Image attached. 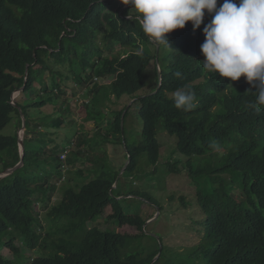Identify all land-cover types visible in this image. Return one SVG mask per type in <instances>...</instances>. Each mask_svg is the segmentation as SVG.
I'll list each match as a JSON object with an SVG mask.
<instances>
[{
	"label": "trees",
	"instance_id": "trees-1",
	"mask_svg": "<svg viewBox=\"0 0 264 264\" xmlns=\"http://www.w3.org/2000/svg\"><path fill=\"white\" fill-rule=\"evenodd\" d=\"M117 2L0 0V173L21 166L22 114L27 123L24 164L0 179V246H4L0 264H159L160 249L123 252L145 236V225L154 215L150 212L152 217L145 218L125 212L126 200L121 199L128 195H140L141 200L175 214L178 201L196 232H181L177 242L186 246L191 264H264V107L257 106V111L249 106L255 102V89L247 82L235 84L204 71L200 46L203 27L211 19L207 12L200 29L193 31L188 22L184 29L167 34L171 50L160 46L158 51L138 22L127 19L134 15L129 8L116 10ZM222 3L218 0L217 7ZM150 69L156 87L139 96ZM177 71L179 78L174 75ZM66 82L92 97L84 104V123L93 121L98 132L111 126L110 136L125 141L131 155L125 179L136 180L142 153L148 166L157 167L162 139L170 137L175 142L173 153L180 158L162 164L170 174L187 177L195 195L172 197L167 204L148 192H141L143 197L137 189L128 191L124 184L114 188L119 172H108L102 156L98 162V157L90 158L99 146L96 138L84 124L76 130L75 121L69 119L73 114ZM185 85L198 101L189 112L176 109L172 99V93ZM20 90L13 105V95ZM113 98L114 104L127 98V104L108 122L104 115L112 110L101 105ZM133 100L137 101L129 108L125 125L130 112L137 113L143 121V141L129 147L122 116ZM49 107L54 110L47 112ZM14 115L16 134L5 136ZM64 129L71 134L57 143ZM49 131L57 138L42 137ZM160 133L165 135L161 138ZM213 142L219 150L210 147ZM70 145L75 146L71 157L62 160ZM81 158L91 166H79ZM67 163L80 178L74 184L66 177L71 172V168L65 171ZM62 181L70 186L58 198ZM98 219L139 233L103 230ZM44 232L54 242L46 250L49 256L30 262L16 243L24 240L35 250L41 247ZM6 249L11 255L5 254Z\"/></svg>",
	"mask_w": 264,
	"mask_h": 264
},
{
	"label": "rangeland",
	"instance_id": "rangeland-1",
	"mask_svg": "<svg viewBox=\"0 0 264 264\" xmlns=\"http://www.w3.org/2000/svg\"><path fill=\"white\" fill-rule=\"evenodd\" d=\"M115 7L116 10L123 7H125V10H127L130 6L124 5L122 0H118ZM117 50H120L119 52L123 54L124 52H126L124 49L121 48H117ZM151 50H153V52L155 53L154 48H151ZM152 67H154V65ZM238 81H234L233 83L236 84ZM240 81L246 83L245 78H240ZM66 84H68V88H69L68 89L69 97L67 101L68 102L70 101L69 106H71V108L69 109L73 114L71 117H69V119L75 121L76 130L81 131L82 130L81 125L84 124L86 126L85 131L89 132L92 135V137L96 138V141L94 143L99 145L97 146V148H93L94 154L96 153V155L90 154V158L96 160L98 156H102L103 158L102 162H104V164L107 165L108 172H115V173L119 172V176H120L129 162V160L127 159L128 153H127V149H126L127 147L125 145V141L121 138V136H116V135L110 136L111 126H110V130L109 128H104L103 130L98 132L93 121L89 122L88 124H85L84 118L87 115V111L84 104L89 103L92 97L89 98L85 96L86 92H84L83 89H81L79 86H75L72 82H66ZM155 87H156V83L152 74V69H150L146 76V87L142 91H140L139 96H147L151 94L152 90ZM75 89L76 91H74ZM15 94H17V92ZM114 101L115 100L113 98L112 103L101 105L108 107L112 110V112L109 113L107 116L104 115V118H106L108 122H110L109 118L111 116H115L114 114L115 112L121 110L127 104V98H125L122 101L116 102V104H114ZM53 110H54L53 107H49L47 109V112H52ZM58 116L59 113L56 114V117ZM13 117L14 119L11 122V124L3 131V135L5 136H13L14 134H16L18 118L15 115ZM142 129H143V121L141 117L134 111H131L126 120V125L124 123V130L126 133V139L129 147L134 145L140 146V144L143 141ZM70 134L71 132L65 131L64 129L60 134V138L57 139L58 141L57 143H61L64 140V138ZM41 135L43 138L45 139L47 138L49 140L51 138H57L55 133L51 131L47 132V134L42 133ZM160 135L162 138L165 134L160 133ZM162 141L164 143V147L162 150V158L160 164L157 167L148 166L147 159L145 155L142 153L141 156L139 157L138 172L137 174H135L136 180L129 181L128 180L129 176H127L125 179L124 177L125 174L127 173V171H125L122 174V177L117 181L115 185L116 189H118L117 187L119 185L122 186V184H124L122 188L127 187L128 191L132 189H137L139 190L138 193L140 194L141 192L142 193L148 192L156 197H160V200L163 203H167V204L172 202V197H176V199L179 200L182 194H185L189 198L195 195L194 187L193 185L189 184L190 182L187 177L185 176L180 177L178 175L170 174L169 172H167L168 168L163 166L162 163L169 160H174L173 157L176 160L179 159L180 157L173 153V150L175 148V142L172 138L163 137ZM73 142L74 144H76L78 141L75 139ZM74 147H75L74 145L72 146L70 145L67 148L68 150H71V153L68 158L71 157V154L74 151L73 150ZM99 160L100 159L98 157L97 162ZM88 163L89 161L84 160L83 158H81V160H79L78 162L79 166H82L83 168L90 167L91 165H87ZM94 164L97 165L95 162ZM22 166L23 164H21L19 168ZM70 168H71L70 165L67 163L65 165V169L69 170ZM74 169L75 168H71V172L68 173L66 176L67 179L70 180L71 184H74L76 179H80L77 176V170ZM93 175L94 174H92L91 178H93ZM152 180H154V183L152 182ZM65 182L66 181H62V183H60L61 184L60 191L57 194L58 198H61L65 189L70 186V184L68 183L65 184ZM141 196H143V194H141ZM35 197H39V196H35ZM123 197L126 198L128 197V199H124V198L121 199V200H126L125 202H123V208L125 209V212L138 213L145 218H151L152 215L149 216L150 212L154 213L153 218L150 220L151 222L148 223L146 227L147 230H145V236H142L137 240H133V242H131V244H129L124 249L123 252L125 255L137 254L142 252L146 253L149 251L152 252L153 250L156 251L160 249L159 257L163 255V258L159 264H181L182 262H186L185 264H191L190 253L188 252L186 246L177 242L181 240V238L178 237L181 232L193 233L194 235H196L195 234L196 232L191 230L190 222L184 219L186 214L180 212V208L178 207V201H176V204L174 205L176 210V214H175L169 208H165V210H161V208L158 207L157 205L153 206L150 202L148 203L144 200H141L140 195H135V196L128 195ZM142 205L146 207V209L143 211L141 210ZM40 206L42 207V209L45 207L42 202H40ZM101 223L103 224L102 226L103 230L106 229L115 230L120 233H126L129 235H134L139 233L137 230L133 228L127 227L123 229L117 224L111 222L105 224L104 220L98 219L97 225H102ZM44 225L46 224L44 223ZM90 226L91 224H89V227ZM42 236L44 237V240L41 242V247L35 250L29 248L28 245L24 243V240L18 239L19 242L16 243V246L21 250H23L25 254H27V257L29 258L30 262L37 257L49 256L46 250L50 249L48 247L52 246L54 242L52 241L51 237L48 238L46 236L45 232L42 233ZM3 248L4 246H0V250H2ZM5 254L11 255V251L9 249H6ZM159 257L156 260H158Z\"/></svg>",
	"mask_w": 264,
	"mask_h": 264
},
{
	"label": "clouds",
	"instance_id": "clouds-1",
	"mask_svg": "<svg viewBox=\"0 0 264 264\" xmlns=\"http://www.w3.org/2000/svg\"><path fill=\"white\" fill-rule=\"evenodd\" d=\"M129 7L128 20L138 22L149 41L171 50L168 35L184 29L191 22L193 31L200 29L205 12L211 16L203 27L204 42L200 62L204 71L221 78L238 81L244 77L255 89L250 107H264V0H122ZM125 10V7H124ZM159 51V49H158ZM161 68L159 67V72ZM177 78L181 73L174 74ZM174 107L189 112L198 101L187 85L172 93ZM260 106V107H257ZM211 148L219 150L213 142Z\"/></svg>",
	"mask_w": 264,
	"mask_h": 264
},
{
	"label": "bare ground",
	"instance_id": "bare-ground-1",
	"mask_svg": "<svg viewBox=\"0 0 264 264\" xmlns=\"http://www.w3.org/2000/svg\"><path fill=\"white\" fill-rule=\"evenodd\" d=\"M20 92H21V90L20 91H18L17 92V94H14L13 95V100H14V102H13V105H15V99L18 97V95L20 94ZM137 100H133L132 102H130L129 103V105H128V108L126 109V111L123 113V116H122V130L124 131V123H125V117H126V115H127V112H128V110H129V108L132 106V104L134 103V102H136ZM22 122H23V124H22V130H21V133H23V129H24V127H25V131H24V133L26 134V132H27V123H26V119H25V117H24V115L22 114ZM21 135V134H20ZM24 140H25V135H24ZM24 140H23V147H24ZM20 143V142H19ZM70 153H71V150H68V149H66V151L63 153V157H62V160H66V159H68V157H69V155H70ZM128 153V160H129V162H128V164H127V166L124 168V170H123V172L121 173V175L119 176V178H118V180L122 177V174L128 169V167H129V165H130V163H131V155L129 154V152H127ZM20 154H21V158H22V156H24V149L21 147V144H20ZM24 164V163H23ZM19 166L20 165H18L17 167L19 168ZM16 168V167H15ZM14 169V168H13ZM67 169H65V171H66ZM11 169L10 170H7V171H5V172H3V173H0V179H4V178H6L7 176H9L12 172H14V171H11ZM66 173V172H65ZM115 188V187H114ZM120 200V199H119ZM151 221H148L147 223H146V225H145V227H147V225H148V223H150Z\"/></svg>",
	"mask_w": 264,
	"mask_h": 264
},
{
	"label": "water",
	"instance_id": "water-1",
	"mask_svg": "<svg viewBox=\"0 0 264 264\" xmlns=\"http://www.w3.org/2000/svg\"><path fill=\"white\" fill-rule=\"evenodd\" d=\"M158 49H159V47H158ZM161 74H162V72L160 71V76H161ZM160 86H161V84H160ZM159 86V87H160ZM25 89V87L23 88V90ZM23 90H21V91H23ZM138 100V99H137ZM24 131H25V127H24V129H23V133H21V135H20V139H19V142H20V144H21V147L25 150V148L23 147V140H24V135H25V133H24ZM23 158H24V156H22V161H21V164H23ZM18 169V167H16V168H14V169H11V171H15V170H17ZM10 171V172H11Z\"/></svg>",
	"mask_w": 264,
	"mask_h": 264
}]
</instances>
